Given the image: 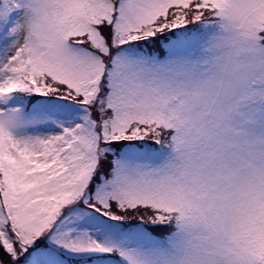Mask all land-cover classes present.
<instances>
[{
  "label": "snow or ice",
  "instance_id": "6c2138e0",
  "mask_svg": "<svg viewBox=\"0 0 264 264\" xmlns=\"http://www.w3.org/2000/svg\"><path fill=\"white\" fill-rule=\"evenodd\" d=\"M0 264H264V0H0Z\"/></svg>",
  "mask_w": 264,
  "mask_h": 264
}]
</instances>
